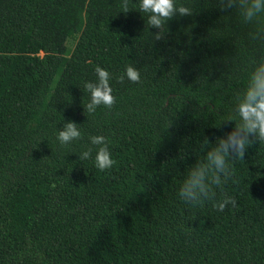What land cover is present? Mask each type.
<instances>
[{
	"label": "trees",
	"instance_id": "16d2710c",
	"mask_svg": "<svg viewBox=\"0 0 264 264\" xmlns=\"http://www.w3.org/2000/svg\"><path fill=\"white\" fill-rule=\"evenodd\" d=\"M186 2L155 39L137 0H0V264H264V140L200 207L178 197L239 124L232 106L264 41L219 0ZM127 64L139 82L117 78ZM97 65L115 102L85 114ZM67 120L84 135L62 147ZM88 134L109 141L110 168L77 159ZM224 196L236 203L220 211Z\"/></svg>",
	"mask_w": 264,
	"mask_h": 264
},
{
	"label": "clouds",
	"instance_id": "9594fccd",
	"mask_svg": "<svg viewBox=\"0 0 264 264\" xmlns=\"http://www.w3.org/2000/svg\"><path fill=\"white\" fill-rule=\"evenodd\" d=\"M219 7L224 10H235L241 21L250 26V37L264 41V0H219ZM127 11V4H124ZM147 21V26L160 31L152 33L160 39L166 22L174 16L190 15L192 8L186 0H137V7ZM123 81L139 82L140 72L133 64H127L123 73L117 77ZM111 74L107 68L95 67V80L83 82L88 93V101L83 105L85 114H94L101 106L110 108L114 102L112 87L109 83ZM232 111L239 117V124L222 137H217L210 144L202 158L193 163L179 185L178 197L186 205L198 208L210 199L213 186L220 187L233 176L229 161L241 158L246 146L264 140V55L251 62L247 71L246 82L236 96ZM81 124L67 120L61 128L55 130V140L60 146H69L84 135ZM205 143H208L207 141ZM77 154L80 162L90 161L101 171L114 163L109 149V141L103 134H88L87 143ZM72 153V152H70ZM236 202L230 196L216 201L215 207L223 211L226 206Z\"/></svg>",
	"mask_w": 264,
	"mask_h": 264
},
{
	"label": "rangeland",
	"instance_id": "374dc122",
	"mask_svg": "<svg viewBox=\"0 0 264 264\" xmlns=\"http://www.w3.org/2000/svg\"><path fill=\"white\" fill-rule=\"evenodd\" d=\"M75 42H76V39L74 38H69L68 41H67V45L70 49H72L75 45Z\"/></svg>",
	"mask_w": 264,
	"mask_h": 264
}]
</instances>
